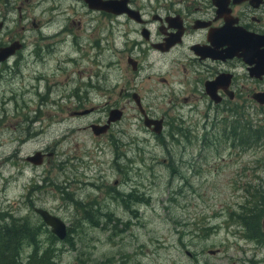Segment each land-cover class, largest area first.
Returning <instances> with one entry per match:
<instances>
[{
	"label": "rangeland",
	"instance_id": "1",
	"mask_svg": "<svg viewBox=\"0 0 264 264\" xmlns=\"http://www.w3.org/2000/svg\"><path fill=\"white\" fill-rule=\"evenodd\" d=\"M49 1L52 9L46 12L45 1L36 0L34 13L42 21L41 31L22 29L23 25L28 28V7L20 30L26 45L21 76L32 79L19 80V87L39 82L43 94L33 92V86L18 89L24 98L45 106L47 119L41 114L23 116L19 124L8 116L0 125V161L3 158L5 164L0 172V222L10 225L12 217L17 223L27 220L32 227L31 238L19 243L18 259L27 262L36 248L38 254L49 249L54 264H264V209L260 210L264 204L257 212L258 238L248 236L235 220L238 211L255 204V186L264 192V139L250 138L242 149L237 140L247 121L264 122V104L254 101L244 106V120L237 115L223 121L221 109H213L208 122L200 115L181 114L169 102V95L180 86V73L171 59L161 62L158 53L138 52L146 64L137 72L127 62L126 53H97L95 43L107 34L109 22L106 18L89 20L86 14L83 21L90 25L84 24V32L80 21L72 28L76 36H56L59 33L54 32V39L45 34L46 21L57 9L68 19L69 11L65 1L60 8L56 6L59 0ZM53 27L48 30L53 32ZM40 44L39 57L29 53ZM53 45L58 49H52ZM40 59L47 64H40ZM103 66L115 68L117 73L106 67L105 76L97 75ZM26 68L28 71L22 70ZM161 76L166 79L160 80ZM68 81L72 83L66 87ZM84 83L96 86L86 96L90 100L87 107L96 110L90 117H70L61 109H75ZM122 85L138 92L145 106H159V112L165 110L176 122L190 126V137L185 141L183 134L173 133L166 139L152 136L136 119L131 93L133 102H126L125 93L120 96ZM113 87L110 97L107 90ZM15 92L16 88L0 85V100L5 96L1 101L20 109L22 96ZM27 93L31 94L26 97ZM114 104L126 107L109 132L95 135L85 127L92 119H105ZM223 122L229 131L225 137L220 130ZM43 123L55 126L43 132ZM230 124H235L233 131ZM58 126H68L61 134L69 136L55 139ZM206 128L208 165L199 166L207 151L201 140ZM37 131L36 140L25 143ZM18 145L19 156L12 157ZM232 145L236 149H230ZM36 149L54 155L45 157L42 164L25 160ZM34 206H43L66 221V240L59 241Z\"/></svg>",
	"mask_w": 264,
	"mask_h": 264
},
{
	"label": "flooded vegetation",
	"instance_id": "2",
	"mask_svg": "<svg viewBox=\"0 0 264 264\" xmlns=\"http://www.w3.org/2000/svg\"><path fill=\"white\" fill-rule=\"evenodd\" d=\"M44 1L47 12L52 9V3L49 0ZM62 1L66 2L69 18L64 19L63 16L57 18L58 15H62V10H55L54 16H50L44 25L45 34L53 38L54 32L59 33L56 36L71 34L74 37L76 34L72 28L75 25L79 26L80 21L81 28L83 32L85 31L84 24L88 22V20L85 23L83 21L82 16L85 14L89 16V20L108 19L109 31L95 43L96 52L126 53L127 62L137 72H140L146 64L144 58H139L138 52L147 55L158 53L161 55V62L171 59L180 73V78L177 80L180 86L179 90L172 91L169 95V102L176 106L181 114L185 112L188 115H200L207 121L213 109L215 112L221 109L223 121L229 116L237 115L239 119L244 120L243 107L256 101L253 97L256 92L264 91V70L256 73L252 69L257 65L259 53L264 50V0H59L56 4L57 8L63 6ZM27 7L30 12L28 28L26 29L23 25L22 29L24 32L25 30L37 31L38 28L41 31L42 21L34 13L36 0H0V84L13 90L16 88L17 94L21 85L19 80L26 83L32 79V76L22 77L20 68L21 60L24 58L22 49L26 46L25 39L20 35L21 20ZM89 25L86 24V27ZM51 26H56L52 28L53 32L48 30ZM80 43V41L77 42L78 45ZM58 46L62 48L61 44ZM9 49L12 51L7 53ZM41 49L40 44L29 53L39 57ZM52 49H58L57 45H53ZM40 64L45 66L47 61L40 59ZM106 67L117 73V69L103 66L97 75L105 76ZM22 70L28 71L27 68ZM221 73L230 74L229 81L226 83V79L222 77V83L216 89L220 99L213 100L208 94V80L216 79ZM165 79V76L160 77V80ZM71 83L68 81L66 87H69ZM38 85L39 83H35L28 86L36 88ZM95 89L96 86L84 83L80 103L75 109L70 110L68 106H64L61 110H65L70 117L75 118L92 116L93 114L84 115V109L90 101L86 96L92 95ZM113 91L114 87L107 90V94L111 97ZM119 91H121L120 96L124 93L128 95L126 102L132 101L129 96L131 93L136 103V106L134 103L131 105L138 114L136 119L139 123L143 122V127L152 136L166 139L173 133L183 134L185 141L190 137L192 130L190 126L184 127L176 122L175 117L165 110L159 112V106H145L138 92H131L126 85L120 86ZM4 99L5 96H1V100ZM20 99V109H13L0 100V125L8 116L15 119L14 123H18L19 120V124L23 116L41 114L44 121L47 119L46 110L43 109L45 106L41 103L30 98ZM125 107L126 104L122 107L114 104L110 109L119 108L122 110V117ZM110 109L105 119H92L85 127L90 128L95 135L109 132L121 119L108 122ZM47 115L52 114L47 113ZM145 120L151 121L148 124ZM106 123L108 126L104 131L97 126L95 128L97 132L94 130L93 124L102 126ZM236 125H239L237 121ZM53 126L55 125L45 127L43 123L41 128L45 132ZM68 126H58L59 135L55 139L68 137L69 133L61 134L62 130ZM229 128L233 131L235 124L229 125ZM186 130H188L187 136ZM220 130L223 137L229 132L224 122ZM37 133L38 131L26 139L25 143L35 141ZM201 136H206L207 141L204 143L202 141V145L207 147V151L199 166L208 165V128L201 132ZM237 140L241 144L238 148L242 149L244 141L239 138ZM19 148L18 145L12 157L19 156ZM233 148L236 149L232 145L230 149ZM13 152L14 149L11 153ZM25 160H27L26 157ZM220 160L224 161L225 157L222 156ZM11 164H13L12 161ZM7 165L9 166V163ZM4 167L2 158L0 172ZM262 225L264 226L263 223Z\"/></svg>",
	"mask_w": 264,
	"mask_h": 264
},
{
	"label": "trees",
	"instance_id": "3",
	"mask_svg": "<svg viewBox=\"0 0 264 264\" xmlns=\"http://www.w3.org/2000/svg\"><path fill=\"white\" fill-rule=\"evenodd\" d=\"M247 123L248 124L243 126V131L241 132V135H239V139L244 140L245 144H250V138L255 141L264 139V122L253 123L251 121H247ZM201 140L204 143L206 136H201ZM123 168L124 166L122 169ZM258 189H260V187L255 186L256 192L253 195L257 198L255 204L250 207L245 206L241 211L236 213L235 217V220L241 226H247L249 235H255L257 230H261L262 222L260 224L257 212L260 206L264 204V192ZM262 209H264V207L260 208V210ZM1 218L2 217H0V220ZM9 223L10 225H2L0 222V264H8V261L12 260H18L17 263L19 264H31L38 256L42 257L38 260L37 264H54V255L49 252V249H44L41 254H38V250L35 248L30 254V258L27 262L19 260L17 257V248L21 240L24 238H31L32 230H30V228L32 229V227L27 220L23 223H16L12 220Z\"/></svg>",
	"mask_w": 264,
	"mask_h": 264
},
{
	"label": "water",
	"instance_id": "4",
	"mask_svg": "<svg viewBox=\"0 0 264 264\" xmlns=\"http://www.w3.org/2000/svg\"><path fill=\"white\" fill-rule=\"evenodd\" d=\"M11 51L12 50L9 49L7 51V53L11 52ZM261 51L262 52L259 53L260 56H259V60L257 61V65L252 68L254 70V72H256V73L257 72L260 73V71L262 69L264 70V50H261ZM229 75L230 74L221 73L219 76H217L216 79L208 80V85H207L208 94L211 96V98L213 100H219L220 99V95L216 92V89L219 86V84L222 83V77H224L226 79V83H228ZM253 97L258 103L264 104V91L256 92L253 95ZM121 114H122V110H120L119 108H111L109 111L108 122L119 119L121 117ZM149 121H151V120H147L146 122L149 124ZM96 126L100 127V130L104 131L107 128L108 124L106 123L102 126H98V125L93 124L94 130L97 132V130L95 129ZM26 159L30 160L33 163H41L43 157H42L40 151L36 150L34 153L28 154L26 156ZM34 211L41 216V218L44 220L45 223H47V225L51 228V231L54 234H56L59 238L65 237L66 232H67V225H66V222L64 221V219H62L57 214L51 213L48 209H46L44 207H40V206L35 207ZM262 223L264 224V217L262 219ZM215 251L216 250H211V252H215Z\"/></svg>",
	"mask_w": 264,
	"mask_h": 264
},
{
	"label": "bare ground",
	"instance_id": "5",
	"mask_svg": "<svg viewBox=\"0 0 264 264\" xmlns=\"http://www.w3.org/2000/svg\"><path fill=\"white\" fill-rule=\"evenodd\" d=\"M61 17H62L61 14L57 16V18H61ZM3 81H4V80H3ZM35 83H39V82H35ZM35 83H31V84H35ZM0 85H2V84H0ZM21 87H27V86H21ZM21 87H19V88H21ZM39 87H40V83H39L38 87H36L35 90H34L33 92H36L37 94H43V92L39 90ZM30 94H31V93H27V94H26V97H28L27 95H30ZM15 95H19V96H22V98H24V94L20 95V94H17V93L15 92ZM9 97H10V96H8V98H7L6 101L9 100ZM208 109H209V108H208ZM84 110H85V111H84V115H85V114H86V115H89V114L93 113V112L96 110V107H95V106H90V107H86ZM230 115H231V114H230ZM120 118H121V117H120ZM39 151H40V150H39ZM40 153H41V155H42L43 158L54 155V152H49L48 154H46V153H45V150H44V151H40ZM141 176H142V174H141ZM35 207H38V206H34V207H33V210H34ZM49 211H50V210H49ZM50 212H51V211H50ZM51 213H53V212H51ZM54 214H55V213H54ZM4 217L9 218L10 216H9V214H7V215L5 214ZM12 220L15 221L16 223H17V221H18V219H15V218H12V217H11V218H10V221H12ZM66 225H67V224H66ZM244 228H245L246 231H247V226L244 225ZM68 235H69V227H68V225H67V232H66V235H65L64 238L60 239L59 241H64V240H66V238L68 237ZM247 235L250 236V237H253V238H258V236H259V234H258V230H257V233H256L255 235H249V232L247 231ZM41 257H42V256H38V257H36L35 260H34V262L31 263V264H37V263H38V260H39ZM15 263H16V264H19V263H17L16 260H15Z\"/></svg>",
	"mask_w": 264,
	"mask_h": 264
}]
</instances>
